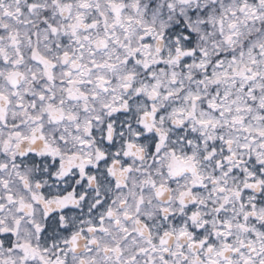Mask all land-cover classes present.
I'll return each mask as SVG.
<instances>
[{
	"label": "snow or ice",
	"instance_id": "snow-or-ice-1",
	"mask_svg": "<svg viewBox=\"0 0 264 264\" xmlns=\"http://www.w3.org/2000/svg\"><path fill=\"white\" fill-rule=\"evenodd\" d=\"M0 264H264V0H0Z\"/></svg>",
	"mask_w": 264,
	"mask_h": 264
}]
</instances>
